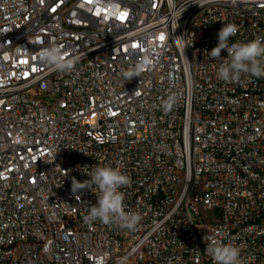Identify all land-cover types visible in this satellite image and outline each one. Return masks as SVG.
Returning <instances> with one entry per match:
<instances>
[{"label": "built area", "instance_id": "obj_1", "mask_svg": "<svg viewBox=\"0 0 264 264\" xmlns=\"http://www.w3.org/2000/svg\"><path fill=\"white\" fill-rule=\"evenodd\" d=\"M233 22L264 37V0H0V264H214L204 236L264 264V78L208 54ZM53 44L73 72L39 61ZM96 165L130 177L136 230L84 221Z\"/></svg>", "mask_w": 264, "mask_h": 264}, {"label": "clouds", "instance_id": "obj_2", "mask_svg": "<svg viewBox=\"0 0 264 264\" xmlns=\"http://www.w3.org/2000/svg\"><path fill=\"white\" fill-rule=\"evenodd\" d=\"M239 31L236 23H223L218 32V44L208 54L213 59L222 62L217 70V77L228 83H239L242 75L264 78V37H257L248 42L236 41L229 43L230 37H235ZM27 51L26 48L19 46ZM226 50L227 58H221V51ZM42 64L48 65L61 73H71L79 57L67 58V53L62 47L50 45L41 48L37 53ZM154 57L148 53L140 58L134 67L122 72L126 81L133 77H140L145 69H151L154 65ZM176 102L175 96H169L163 101V110L169 111ZM92 171L86 173L90 179L83 182L72 178L71 191L77 194L80 190L93 191L97 201L92 205L88 214L84 216L86 223L100 221L105 225L115 224L121 229L136 230L141 216L138 213L126 212L124 206V193L120 189L130 185V177L124 174L119 167L111 165L93 166ZM80 199L76 195V199ZM206 252L214 261V264H241L240 248L231 244H225L221 240L204 236Z\"/></svg>", "mask_w": 264, "mask_h": 264}, {"label": "rangeland", "instance_id": "obj_3", "mask_svg": "<svg viewBox=\"0 0 264 264\" xmlns=\"http://www.w3.org/2000/svg\"><path fill=\"white\" fill-rule=\"evenodd\" d=\"M45 102L50 103L51 100H50L49 98H46V99H45Z\"/></svg>", "mask_w": 264, "mask_h": 264}, {"label": "bare ground", "instance_id": "obj_4", "mask_svg": "<svg viewBox=\"0 0 264 264\" xmlns=\"http://www.w3.org/2000/svg\"><path fill=\"white\" fill-rule=\"evenodd\" d=\"M262 29H264V22H262Z\"/></svg>", "mask_w": 264, "mask_h": 264}]
</instances>
